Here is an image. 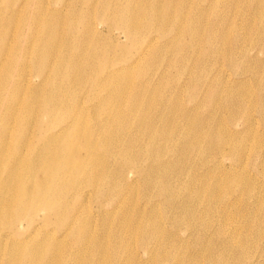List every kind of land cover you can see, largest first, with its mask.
<instances>
[{
    "label": "bare ground",
    "instance_id": "1",
    "mask_svg": "<svg viewBox=\"0 0 264 264\" xmlns=\"http://www.w3.org/2000/svg\"><path fill=\"white\" fill-rule=\"evenodd\" d=\"M28 1L0 0V14L10 13L0 24V264H264L263 145L254 157L262 170L229 176L245 166L237 160L219 170L225 146L242 160V131L258 136L264 125V49L252 45L264 47V0L233 10L232 0H68L66 19L57 8L25 9ZM170 53L179 76L199 71L166 97L162 85L146 88L156 75L145 68ZM225 62L247 78L201 77ZM134 76V92L119 95ZM181 86L197 101L185 106ZM225 110L242 114L241 125L225 128ZM236 187L242 195L210 224L207 203ZM140 190L147 200H136ZM163 218L192 232L167 233Z\"/></svg>",
    "mask_w": 264,
    "mask_h": 264
},
{
    "label": "rangeland",
    "instance_id": "2",
    "mask_svg": "<svg viewBox=\"0 0 264 264\" xmlns=\"http://www.w3.org/2000/svg\"><path fill=\"white\" fill-rule=\"evenodd\" d=\"M39 1H42V2L40 3ZM64 1H68V0H29L28 1L29 3L27 2L25 9L30 8L31 10H33V9L34 10H36V9L37 10L38 9L39 10H44L46 7H48L49 9H55V8H57L59 10L60 9L62 10V11H60V13L66 19L67 18V14L64 12V9L62 8V5H63ZM195 1L196 0H194V2ZM232 1L234 2V5L232 7V10H233V8H234L235 5L244 6V3H246L245 2L246 0H232ZM22 2L24 3L25 0H8L7 3H10V4L14 3L13 4V7L16 8V7H19ZM198 2L199 1H196L195 2L196 4H194V7L193 8H196L198 6L197 5ZM2 5H4V4H2ZM79 5H81V3H79ZM226 5H227V3H225L221 7V10H223L226 7ZM8 14H10V13L9 12H4V11H3V13L0 14V24H2V26H4L3 21L5 19L7 20V15ZM232 14H233V12H232ZM16 15L17 14H15L14 16H16ZM239 15H241V14H239ZM11 16H12V14H11ZM22 17H23V15L18 16L16 19H13V22L9 24L10 32H13V30L15 28H17V27H21V25L20 24H17V23L22 21ZM94 20L96 21V23L100 27L101 24H102V23H99L100 20L99 19H96L95 17H94ZM106 26H107L106 24H103V26L100 27V28H103L104 31H106ZM114 32L116 34H118V32H119V35H120L119 38H120V40H121L122 43H124L125 45H130V43H128L129 42V39L126 38L123 35V32L121 31L120 28H115ZM9 35H10V33H9ZM216 43H217V46L221 49L222 48V45L219 44L218 42H216ZM252 45H254L255 47H257L258 49H261V52L264 49L261 41H259L258 38L256 39V41H254L252 43ZM132 51H134V50L126 51L125 52V55H123V56L126 57V58H129L130 55H131V53H132ZM175 53H176V51H175ZM263 53H264V50H263ZM171 55L172 54L170 53V55L165 60L163 58H160L158 61L148 60V62L151 63L152 65L150 67L147 66V68H145V70L148 73H152V74L155 73V75H156V80L154 82L150 83L149 84V87H146V88H148L149 90H151V89L157 87V84L158 85H162V93L166 97L170 94V84H172L173 82L176 84L175 81L187 79L190 76L191 72H198L199 71V69L196 68V69H193L192 71H185V72L181 73V75L179 76V74H180V68L182 66H181L180 63H177V64L171 63L170 62V56ZM260 55H261V53H260ZM210 62L213 63L212 59H210ZM217 62L218 63H224L221 60L220 61H217ZM144 67H146V66L141 61V64H140L139 68H144ZM201 72H202L201 73V77L204 78V79L207 77L206 76L207 74H210L211 77H214L215 75H222V76H224V78H226L225 77V74H229L228 76L230 78V83H232V82L241 83L245 78H247V77H238L234 73V71H232L230 69V67L228 66V64L226 62L223 65L222 68H217V70H213V71L210 69L209 71L206 70V72H203V71H201ZM223 72H225V74H221ZM25 73H26V77L29 78L32 81L36 79V76L38 74L37 70L33 67V64L25 67ZM175 78H177V79L174 80ZM221 78H223V77H221ZM135 80L138 81V77H135L134 76L132 78V83H131L130 86H129V82L128 83L125 82V81L120 82V84H119V95L120 94H123L125 87H128L129 94H130V92L133 93L134 90L137 87L136 86L137 83L135 84ZM20 87H21V89L23 91L27 86H26L25 82H23V83H21ZM84 87L85 88H87V87L89 88V91L90 92H86V93L90 94V96H91L90 99H94L95 97H98L99 96L98 94L96 95L94 92H93V94H91V89H90L89 84L84 85ZM182 88H183V86H181V95L184 97L183 98V101H185V102H183V104L185 106H188L189 104H193L195 101H197V100H190L189 103H188L187 98H186V96L188 95V92L185 94V91L182 90ZM126 92L128 93V90ZM146 93H149V92L147 91ZM89 101L90 100H88V103H89ZM70 103H72V100H70ZM210 110L211 109H209L208 107H206L204 109L205 114H208V112ZM70 111H71V109L70 110H67L66 113L68 114V112L70 113ZM21 112H23V111H21ZM230 117L232 118V116L229 115V112L225 110L223 112L222 117H221V122H223L225 128L226 127H233L234 128V125L235 124L241 125L240 124L241 123V120H243V118H244L242 116V114L237 115V118L236 119L234 118V120H232ZM232 130H233V132H235L234 129H232ZM242 132H243L242 134H244V137L246 139L245 140V144H244L245 146H244L243 154H242V160L235 159V158H233L231 156H228V151L231 148L229 146H225L224 149L227 151V156H225V159L222 162L224 165L219 166V170L224 172L226 169H230L231 164L237 165V163L235 162L236 160L239 161V162H242L241 164L244 163L245 166L244 165H241V167H239L238 169H231L232 171L231 172L229 171L228 172V175L229 174H233V175H238V174L248 175L250 173L253 174L256 170L258 172L259 169L260 170L263 169L261 163H258V161L257 162H254V157L257 156L258 150H259V148H260L261 145H263L262 148H264V125H262L260 127V131H258V133H260V134L258 136L251 135V133L248 132V131L245 132V133H244V131H242ZM11 136H12L11 138L13 140H15L17 138L18 132H17L16 126H15L14 130L12 131ZM259 141L261 143L260 145L258 143ZM252 162H254V163H252ZM200 173H201V171L199 172V174ZM134 195H136L135 198H136L137 201L138 200L139 201L140 200H147L144 197L143 192L141 190L139 192L134 193ZM240 195H242V191L238 187H236L234 190L230 189L227 192V194L224 197V200H213V201L207 203V205H210L213 208V211H211L209 213V217H210L209 222H210V224L213 223V222H215V220H216V213H218V211L221 208L225 207L223 204L227 200L228 201L229 200H232L235 197L240 196ZM93 205H94V202L92 204V208H93ZM139 205L140 206H143L144 203L143 204H139ZM139 205H136V208H135L136 211H140L141 210V208H140ZM132 210H134V208ZM167 215H169V214H167ZM164 216L165 215H163V209H159V211H158V218H159V220L162 217H164ZM163 220H164V224L162 225V227L164 228L165 232H167V233L170 232V231L180 232V231L186 229L187 231L184 232L183 236L180 235L181 238H185L186 235H189V231L188 230L191 231L190 227H187L186 224L178 225L176 223L170 222L166 218H163ZM202 231H203V235H205L206 232L208 233L207 229H204L203 228ZM206 236L209 238L210 237V234L208 233V235H206ZM211 236H213V238H216L215 237V233L211 234ZM194 238L195 237L193 236V233H192L191 236H190L189 241L192 242ZM195 250H199V249L196 248ZM142 252H144V251L141 250V253ZM205 264H209V263L206 262Z\"/></svg>",
    "mask_w": 264,
    "mask_h": 264
}]
</instances>
